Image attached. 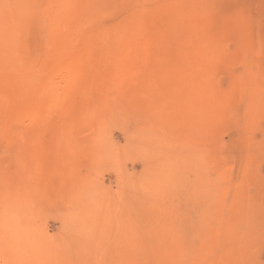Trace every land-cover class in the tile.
<instances>
[{
  "label": "rangeland",
  "instance_id": "374dc122",
  "mask_svg": "<svg viewBox=\"0 0 264 264\" xmlns=\"http://www.w3.org/2000/svg\"><path fill=\"white\" fill-rule=\"evenodd\" d=\"M0 264H264V0H0Z\"/></svg>",
  "mask_w": 264,
  "mask_h": 264
},
{
  "label": "bare ground",
  "instance_id": "6f19581e",
  "mask_svg": "<svg viewBox=\"0 0 264 264\" xmlns=\"http://www.w3.org/2000/svg\"><path fill=\"white\" fill-rule=\"evenodd\" d=\"M58 77H60V76H58ZM61 78H62V76H61ZM58 79V78H57ZM63 79V78H62ZM61 81V80H60ZM59 82V81H58ZM58 92V91H57Z\"/></svg>",
  "mask_w": 264,
  "mask_h": 264
}]
</instances>
